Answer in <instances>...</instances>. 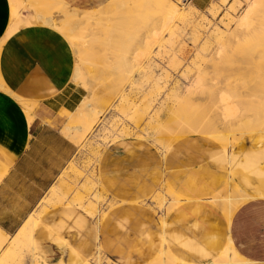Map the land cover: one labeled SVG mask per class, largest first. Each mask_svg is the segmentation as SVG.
Instances as JSON below:
<instances>
[{
    "label": "crops",
    "instance_id": "0c3cea01",
    "mask_svg": "<svg viewBox=\"0 0 264 264\" xmlns=\"http://www.w3.org/2000/svg\"><path fill=\"white\" fill-rule=\"evenodd\" d=\"M68 1L90 8L101 0ZM190 2L197 10L214 0ZM9 22L10 2L0 0V75L8 89L37 101V107L28 120L16 97L0 88V229L7 241L38 211L75 157L78 144L51 118L74 109L80 99L72 81L74 53L66 39L39 23L3 39ZM239 143L231 161L234 181L251 197L230 221L210 199L227 180L221 143L188 134L163 154L151 142L130 136L109 143L98 161L99 181L114 205L101 219L92 217L96 204L89 214L68 203L47 207L33 232L36 252L49 264H79L78 256L92 264L88 257L99 244L111 264H148L164 237L180 261L195 264L211 261L231 235L247 260L243 264H264V131L247 134ZM164 182L182 201L162 228L158 213L144 201Z\"/></svg>",
    "mask_w": 264,
    "mask_h": 264
},
{
    "label": "rangeland",
    "instance_id": "374dc122",
    "mask_svg": "<svg viewBox=\"0 0 264 264\" xmlns=\"http://www.w3.org/2000/svg\"><path fill=\"white\" fill-rule=\"evenodd\" d=\"M165 1V6L151 11L138 7L132 0H101L90 8L78 7L79 11L85 10L82 15L89 24L82 31L79 28L82 33L78 31L77 37L86 35L85 38L94 39L93 54L87 57L94 62L97 75L102 76L99 78L102 84L97 86H100L99 90L96 87L93 89L98 92V97L104 93V90L100 92L101 88L109 87L107 80L113 76L117 58L121 60L126 55L129 61L119 65L124 78L121 80L120 74L119 79L115 77L120 83L118 86L122 87L115 97L109 92L107 96L105 92L107 100L91 101L101 112L94 123L90 119L87 121L92 124L90 128L74 132L79 134L75 135L77 139L72 138L74 133L69 137L65 132L68 125L83 120L80 117L77 120V109L62 110L65 115L58 111L51 118L56 120L62 133L76 143L80 142L78 151L59 175L56 184L50 187L38 211L23 223L26 234L21 231L22 225L8 241L6 233L0 238V264H49L36 252L33 244V232L40 214L49 206L68 203L89 214L96 204L97 210L92 217H103L115 202L101 185L97 167L103 150L114 140L139 137L165 154L179 138L188 134H203L221 143L223 151L234 152L245 135L264 131V0H214L208 8L197 10L191 8L192 2ZM9 2L10 9L14 5L30 13L21 18L19 28L38 22L44 24L33 17L40 12L38 6L30 4L34 14L30 12L31 0ZM251 2H254L252 25L241 28L238 26L239 18ZM129 14L132 19H121ZM48 17L53 16L49 14ZM27 18L30 24L26 23ZM109 23L128 28V36L133 42L124 48L109 46L102 35ZM10 26L9 23L8 28ZM74 58L76 64L75 54ZM81 72L82 78H88L85 68ZM0 82V88L6 86L1 75ZM78 87L80 102L85 97V91L83 87ZM124 98L127 101L118 106ZM32 101L25 97L22 100L25 103ZM34 106L35 109L37 101ZM78 124L85 126L83 121ZM222 188L217 196L210 199L214 197V203L219 202L217 207L230 221L231 214L249 198L230 202L223 195L226 193L225 186ZM178 199L182 198L164 182L144 204L158 213L160 223ZM88 260L92 264H111L99 244Z\"/></svg>",
    "mask_w": 264,
    "mask_h": 264
},
{
    "label": "bare ground",
    "instance_id": "6f19581e",
    "mask_svg": "<svg viewBox=\"0 0 264 264\" xmlns=\"http://www.w3.org/2000/svg\"><path fill=\"white\" fill-rule=\"evenodd\" d=\"M9 1H12L11 3H14L13 1L16 2V0H9ZM132 1L135 2V4L138 7H143L144 9H146L148 11H151L156 7L166 5L165 0H132ZM17 3H19V2H17ZM30 4H31V6H33V5L38 6L39 11L40 12L44 11L45 14L44 13L40 14V12H38V11H37L38 14L37 13L34 14V11H33L34 9H33V7L30 6ZM29 6L32 8V10H30V12L31 13L33 12L32 13V14H34L33 17H35V19L37 21H40V22L46 24L48 27H51V28L55 29L57 32H59L68 41V43L71 45V47H72L71 51H73V53L76 56V64L74 65L75 67L73 66L74 71H73L72 79L74 81H76L75 83L78 84V86H81L84 88V91H85L84 96L85 97H83V99L76 104L75 110L77 109V111L79 113L77 120H79L80 118L83 119V120H79V122L83 121V124L85 126L78 124L79 123L78 121H77V123L72 122V123H75L72 125L67 124L68 126L66 127L65 132H67L68 136L70 137V136H73L74 132H78V131L81 132L82 130L90 128L92 126L91 122L93 121V123H94L96 121V117H98V114L101 112V109L100 108L98 109L97 108L98 106H94L91 103L92 100L93 101L99 100V99L105 100V98L109 95L108 92L110 93V95H113V97L117 96L120 93V87H122V86H118V84H120V83L116 81L115 77L118 78V76L120 74L121 77L119 76V78L120 79L124 78V75H122L123 72L120 71V69H119V65L122 64V62H124V61H126V62L129 61V58H126V55H123L121 60L117 58L116 63L113 65L114 66V72L112 74L113 76L109 80L106 79L107 82H109V84H108L109 87H104V89H102L103 86L101 85L102 88H101L100 92H102L104 90L103 92L104 93L107 92V93H105L107 96L102 92L103 94L101 93L102 95H100L98 97V94H97L98 92H96V90L93 88L94 87L97 88L99 83H101L99 78H101L102 76L99 77L97 75V71H96V67L94 65V62H90L88 57H87V55L93 54V52L91 50L94 47V46H92L94 39L92 37L85 38L86 35L77 37V32L79 31V28L82 31L83 30L82 28L87 27L89 24L87 18H84L82 15V13H84L85 10L79 11L78 7L72 5L70 3V1H68V0H31V3H29ZM30 7H28V8H30ZM192 7L193 6L191 5V8ZM18 8H19V10H18ZM18 8H16L14 5H11V9H10L11 21L9 22L11 24V26L5 32V36H4L5 38L8 37L9 35H11L12 33H14L17 29H19L18 23L21 21V18L23 19L26 17V14L24 13V9L22 10V8H20V7H18ZM172 11L176 12V9H172ZM47 13H48V15L52 14L53 17H51V18L48 17ZM253 13H254V2H251L247 5V8L245 9L244 13L239 18L238 26L241 28L242 27H250L252 25V21H253V16H252ZM28 14L30 15V13H28ZM122 18H123V20L128 21V20L132 19V15L129 14L126 16H122L121 19ZM30 19H31V16H30ZM15 20H16V22H15ZM22 22H23V20H22ZM28 22L30 24V21L27 18L26 23H28ZM127 29L128 28H126L125 26L116 27L115 25H113V23H109L104 28V32L102 34L104 36L103 39L108 40L109 46H112L113 49L124 48V47L128 46L131 42H133L131 37L128 36ZM81 31H79V32H81ZM82 68H85V70L87 71L88 78H82V72H83V70L81 72ZM112 70H110V71H112ZM118 71H120V72H118ZM116 74H117V76H116ZM107 76H109V74ZM104 77H105V75H104ZM127 78L130 79L129 76ZM102 79H104V78H102ZM97 80H99V82ZM121 80H119V81H121ZM95 81H96L95 84L98 83L97 85L94 84ZM105 86H106V83H105ZM98 88H100V86ZM98 88H97V91L99 90ZM1 89H4L5 91L11 93L13 96L15 95V93H13V91L8 89L4 85L1 87ZM94 92H96L97 97H96V94L94 97ZM15 96L17 97V100L22 105V107H23V109H24V111L28 117V120L31 121V119L33 118L35 100H33L31 103H25V102H22L23 97L18 96L17 94ZM94 98H96V99H94ZM126 98L121 99L120 102L118 103V106L123 104V102H126L127 101ZM106 100H107V98H106ZM240 111L243 112V109H240ZM74 112H72V113H74ZM74 115H76V113H74ZM27 117H25V118H27ZM72 117H73V114H72ZM89 119L91 122L88 124L87 121ZM2 124H3V122H2ZM222 125H225V124L222 123ZM4 130L5 129H3V131ZM75 135L77 136L79 134L74 133V136L72 138H74ZM74 139H77V138L75 137ZM82 139H83V137H82ZM79 143H77V144H79ZM223 152H224L223 157H224L225 163L223 162L222 166L226 167V170H227V172H226L227 180H226V182H224L225 183L224 184V186H225L224 191L226 193L224 192L225 194H223V195L230 202H232L233 199L234 200L235 199L241 200V199H246L248 197H251L250 194L247 193L246 190H244L242 187H240L234 181V179H235L234 175H233L234 171L232 169V164H231L232 158L234 156V152H227V151H223ZM234 159H235V157H234ZM247 194H249V195H247ZM216 196H217V194H216ZM218 197H220V196H218ZM221 197H223V196H221ZM213 198H212V202H215L216 200L214 201ZM223 200H224V198H223ZM223 200H221V201H223ZM180 201H182V200H180ZM160 202H161V200H160ZM227 202H223V204L227 203ZM175 203L176 204L179 203V199ZM217 203H219V202H217ZM176 204H174L173 206H175ZM223 206H221V207H223ZM231 207L232 206H230V208ZM218 208H220V207H218ZM226 215H228V214H226ZM165 223H166V218L161 220L160 225L165 226ZM21 231L23 232V234L24 233L26 234L27 229L24 227V225L21 227ZM4 233L5 232L2 231V229H0V238L4 235ZM162 234H164V233L162 232ZM19 235H21V232ZM214 242L216 244H221L222 241H219V239H216V240H214ZM233 242L234 241H233L232 236L231 235L227 236L226 241L224 243L225 246L220 251L219 254H217L211 261H207L204 263H195V264H243V263H245L247 260H245L243 258L242 254L240 253V251L238 250V248L236 247V245ZM157 251L158 252H157L156 257L152 261H150V263H148V264H185L183 261H180V259L177 257V255H175L172 252L171 245L169 244V242L166 241V239L164 237H162L161 243L159 244ZM239 257H240V259H242V261L239 259ZM77 259L79 260V264H90L82 256H78Z\"/></svg>",
    "mask_w": 264,
    "mask_h": 264
},
{
    "label": "built area",
    "instance_id": "2783aa9c",
    "mask_svg": "<svg viewBox=\"0 0 264 264\" xmlns=\"http://www.w3.org/2000/svg\"><path fill=\"white\" fill-rule=\"evenodd\" d=\"M182 2H190L191 0H181Z\"/></svg>",
    "mask_w": 264,
    "mask_h": 264
}]
</instances>
